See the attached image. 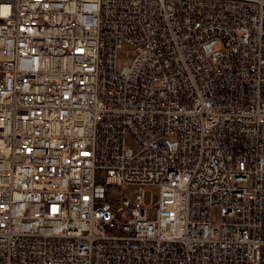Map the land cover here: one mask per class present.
<instances>
[{"label":"built area","instance_id":"obj_1","mask_svg":"<svg viewBox=\"0 0 264 264\" xmlns=\"http://www.w3.org/2000/svg\"><path fill=\"white\" fill-rule=\"evenodd\" d=\"M0 264H264V0H0Z\"/></svg>","mask_w":264,"mask_h":264},{"label":"rangeland","instance_id":"obj_2","mask_svg":"<svg viewBox=\"0 0 264 264\" xmlns=\"http://www.w3.org/2000/svg\"><path fill=\"white\" fill-rule=\"evenodd\" d=\"M126 51H128V48H126L123 53H125ZM129 63H130V61L127 58H125L123 56V54H121V55H119V57L117 59V68L119 69L122 66H127V65H129ZM97 193H100V192L97 191ZM126 193L129 194V197L133 198L131 190H128ZM157 197H158L157 189H155V188L149 189V191H147L145 196H144V204L151 206L154 202H156ZM217 220H218V215L216 212H214V214L212 216L213 226L217 225Z\"/></svg>","mask_w":264,"mask_h":264}]
</instances>
